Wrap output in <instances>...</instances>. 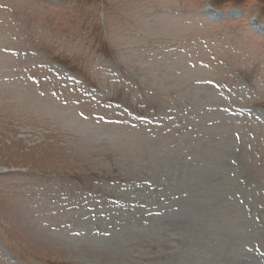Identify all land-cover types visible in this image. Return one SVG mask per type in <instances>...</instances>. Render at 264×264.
<instances>
[{
	"label": "rangeland",
	"instance_id": "rangeland-1",
	"mask_svg": "<svg viewBox=\"0 0 264 264\" xmlns=\"http://www.w3.org/2000/svg\"><path fill=\"white\" fill-rule=\"evenodd\" d=\"M253 16L264 0H0V264H264Z\"/></svg>",
	"mask_w": 264,
	"mask_h": 264
},
{
	"label": "bare ground",
	"instance_id": "bare-ground-1",
	"mask_svg": "<svg viewBox=\"0 0 264 264\" xmlns=\"http://www.w3.org/2000/svg\"><path fill=\"white\" fill-rule=\"evenodd\" d=\"M18 105H20L22 107H25V109H27V111L28 110L29 111H34V107H35L30 101L26 100L25 98H21V97H20V99L18 101Z\"/></svg>",
	"mask_w": 264,
	"mask_h": 264
}]
</instances>
